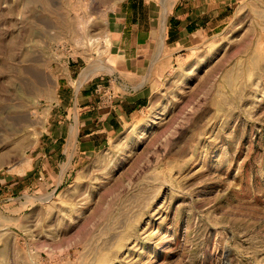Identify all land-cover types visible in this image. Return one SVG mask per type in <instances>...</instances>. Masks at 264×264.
<instances>
[{
	"label": "rangeland",
	"instance_id": "374dc122",
	"mask_svg": "<svg viewBox=\"0 0 264 264\" xmlns=\"http://www.w3.org/2000/svg\"><path fill=\"white\" fill-rule=\"evenodd\" d=\"M122 2L0 0V264H264V0H203L137 77Z\"/></svg>",
	"mask_w": 264,
	"mask_h": 264
},
{
	"label": "crops",
	"instance_id": "0c3cea01",
	"mask_svg": "<svg viewBox=\"0 0 264 264\" xmlns=\"http://www.w3.org/2000/svg\"><path fill=\"white\" fill-rule=\"evenodd\" d=\"M202 2L203 0H126V2H122L118 11L119 17H117V20L119 21L118 25L122 28L120 29L117 38L119 37V40L121 41L126 39V36L133 33L134 37L132 39L135 41V44L130 48H121L119 45L112 54L115 63H129L130 67L128 69L126 66L124 69L125 72L137 77L139 59L141 57L151 54L153 48L155 49V55V51L157 50L158 52L161 50L165 43H168L169 45L178 44L180 41L185 40L187 36L201 30L205 24V20L212 19V16L208 15L210 10H204V2ZM147 7H157L159 10L158 19H150L149 11L146 10ZM156 21L157 25L154 28L152 26L154 23L156 24ZM144 25H147L146 30L143 29ZM114 39L115 36L113 37V41H115ZM111 67L112 66H110V68ZM111 70L112 68L110 69V72L113 74V71ZM140 82L139 85L134 87H131V85L129 87L136 97V101L131 102V104L118 100L122 99L123 96L117 94L119 91L118 89H115V87H111V89L108 90L110 93L109 98L113 100L112 103H114V106L110 110H106L103 115V120H106V126L114 128L115 122H117L113 116V112L116 111L115 109H118V111L123 113H130L135 110V105L146 97V94L144 93H146V90L148 89L147 85H144V80H140ZM90 88L82 90L78 100H83V103L85 104L88 103L89 106H85L81 111V114L83 113V115L91 117L93 116L92 111L94 108L91 105L92 92H88ZM100 118L98 119L99 121L101 120ZM80 126L82 125L80 124ZM94 133L96 132H93L92 130H88V132L84 131L78 138H81L82 140V137H87ZM82 142L84 141H76L78 144H81ZM72 151H75V148L71 149L70 152Z\"/></svg>",
	"mask_w": 264,
	"mask_h": 264
}]
</instances>
